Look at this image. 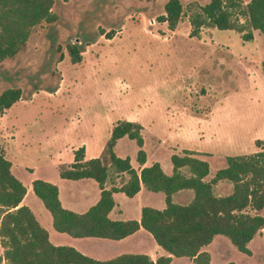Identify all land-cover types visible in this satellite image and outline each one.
Returning a JSON list of instances; mask_svg holds the SVG:
<instances>
[{"label": "rangeland", "instance_id": "374dc122", "mask_svg": "<svg viewBox=\"0 0 264 264\" xmlns=\"http://www.w3.org/2000/svg\"><path fill=\"white\" fill-rule=\"evenodd\" d=\"M207 1L180 0L181 12L171 28L159 19L165 0H52L55 19L35 24L23 48L0 62V92L8 87L20 89L19 98L0 112V148L17 164L14 173L27 186L24 204L49 228L52 239L54 234L61 240L68 237L52 228L50 214L33 193L31 181L42 178L54 183L64 198L77 193L69 179L59 177L58 165H67L73 149L81 145L88 155L99 156L116 119H138L149 111L155 116L159 112L155 108L165 106L218 110L227 114L226 121L235 130H254L264 138L260 65L264 34L252 30V37L244 40L236 30L209 25L191 34L188 15L195 5ZM149 17L155 23L149 24ZM109 29V34H99ZM69 44L77 46L79 60H71ZM191 57L200 62L194 70L189 67ZM180 64L184 71L173 80ZM143 136L141 148L147 160L161 155L166 169V163L170 164L166 150L159 152L148 134ZM225 138L230 143L231 136ZM255 138L251 135L250 142L244 139L242 148L231 151L248 153L253 146L255 150L264 146L262 139L257 146ZM137 148L134 139L122 137L114 150L118 156H129L135 165ZM218 163L212 160L210 170ZM113 194L124 207L122 215L134 214L139 203H153L145 195ZM259 214L264 216V206ZM219 236L223 239L208 246L210 264H264L263 233L250 242L248 254L225 235ZM106 240L114 245L110 253L137 249L127 242Z\"/></svg>", "mask_w": 264, "mask_h": 264}, {"label": "trees", "instance_id": "16d2710c", "mask_svg": "<svg viewBox=\"0 0 264 264\" xmlns=\"http://www.w3.org/2000/svg\"><path fill=\"white\" fill-rule=\"evenodd\" d=\"M52 0H0V62L23 48L30 29L41 21H53ZM164 14L159 16L169 27L176 24L180 0H165ZM241 16L242 20L237 16ZM191 34L201 26L233 29L242 39L252 37V30L264 34V0H208L195 5L188 15ZM101 30L99 34H109ZM72 61L79 60L75 44L67 45ZM264 77V60L261 61ZM20 96L19 87H8L0 92V112ZM121 136L134 139L138 145L136 160L141 164L145 152L142 126L134 120L116 119L109 128L100 156L84 159V147L72 151V161L59 165L60 177L93 178L99 187L97 200L82 212L61 206L54 183L34 178L31 187L51 215L52 226L72 236L120 238L140 225L149 231L167 255L154 260L146 253H120L106 259L86 255L71 245L53 244L47 230L38 223L30 208L20 203L25 192L23 183L10 171V161L0 148V264H167L171 256L191 257L195 264H209V254L202 249L215 234H223L242 252H248L247 241L258 230L264 229V217L257 211L264 205V146L249 153L225 155V165L217 168L209 179L208 163L194 150L182 149L171 153L172 171L166 174L158 162L143 165L136 171L129 157L113 151L115 140ZM258 146L259 138H255ZM126 172L125 181L105 187L110 174ZM219 179L231 182V190L216 195L212 185ZM143 185L164 194L161 209L143 206L140 219H111L107 213L114 204L113 191L131 196ZM189 188L192 197L186 203L174 202L171 194ZM250 208V213L246 208ZM225 264H233L228 261Z\"/></svg>", "mask_w": 264, "mask_h": 264}, {"label": "crops", "instance_id": "0c3cea01", "mask_svg": "<svg viewBox=\"0 0 264 264\" xmlns=\"http://www.w3.org/2000/svg\"><path fill=\"white\" fill-rule=\"evenodd\" d=\"M190 37H193V36L190 35ZM199 39H200L199 41H201L202 38H199ZM203 43H204L203 45H205L206 41L204 40ZM200 46L201 45H199V47ZM201 51H202V49L200 50V52ZM232 55H235V54L232 53ZM189 61L193 63V64L190 63L191 66H189L190 69H192V70H194L196 65H198L200 63L199 61H194L193 57H191V59H189ZM183 71H184V69L182 68V65L180 64V66L178 67V69L174 75L173 80H178V78L181 77L180 75L182 74ZM263 92H264V88H263ZM202 97H204V96H202ZM155 110L159 111L155 114V116H152L149 113L150 112L149 111L146 113V115H141L138 119L129 118V120H134V121H137L138 123L141 124V126H142V138H143L142 144L144 143V140H145L143 134H148L150 141H152L154 143L155 148L158 149L159 152L166 150V152H167L166 154L168 156L170 164L168 165L166 163L167 167L165 169L163 166V163H162L161 155H158L159 157L154 156L150 161H148L147 160V153L144 150L145 160L143 163L140 164L136 160L137 163L135 165H132V163L129 160L131 166L136 171H138L141 166L149 165L152 162L156 161L159 163L163 172H165L166 174H170L172 171L170 154L171 153H180V151L182 149H189V150H194L196 152H199L198 154H196V156H198L202 159H205L207 161L208 172L204 176V179H209L213 175V173L215 172V170L217 168L223 167L225 165V155L245 153V152H240V151H231V150H238V149L242 148L241 141H243L244 139H247L250 142V137L252 135V137H258L259 139H262L263 144H264V138L257 136L258 133H256L254 130H245L244 131L243 128H239V129L235 130L234 126H229L230 124H228L226 121L227 120V116H226L227 114L225 112H221L218 110L193 111V110H188L187 108L184 109L183 107L180 108L177 106L176 107L174 106L171 109H168L165 106L161 110H158V108H155ZM251 119L252 118H250V120ZM228 134L231 136L230 143H227L226 138H225ZM122 137H126V136H121L115 140V143L113 145V151L115 154H116V152L114 150L115 144H116L117 140L122 138ZM104 144H105V142H104ZM103 147H104V145L102 146V149H103ZM102 149H101L100 155L102 154ZM228 149H230V150L228 151ZM252 151H255L254 146L252 147L250 152H252ZM92 156H93V154L88 155L86 153L85 148H84V159L92 157ZM6 158H9V161H10V171L12 172V174L15 177H17L19 179V177L16 176V174L14 173V170H15V167L17 166V164L13 163V161L9 157V155H6ZM215 159H218L219 163L211 171L210 170V163L212 160H215ZM71 161L67 162V164L70 163ZM18 167L19 168H16V169H20V166H18ZM60 178L61 179H69L70 180L69 185L73 186L75 189L78 188L77 193L69 194L70 196L72 195L71 198H69V195L64 198V197H62V195H60L59 187L56 185L57 196H58V199H59L61 206L68 208L70 210L76 211V212H82L97 200V198L99 196V187H98L97 182L93 178H90V177H80V178H76V179L64 178V177H60ZM126 178H127L126 172L113 173V174L109 175V177L106 180V182L104 183V185H105V187H109L112 184L118 185L120 183V181H125ZM43 180H45V179H43ZM24 187H25V192H24V195L22 196V198L20 200V203H22V204H24V196H25V193L27 192V186L24 185ZM215 187H217L218 191H215ZM231 187H232L231 182H229L228 180H225V179H219L212 185L213 192L216 195H220L221 193H219V192H225L224 194L229 193L231 190ZM143 189H144V191L153 192V194H146V192H142ZM114 192H121V191H113L112 192V198H113L114 204L107 213L108 217L111 219H120V220L136 219L137 221H139L141 207L151 206L154 208L161 209L165 206L164 194L161 191L148 190L143 185H140V188L134 194H132L130 197L137 195L139 198H142V195H145L146 197H148L150 199V202H153V203H146V202L139 203L135 206V209H134L135 213L134 214L122 215L124 207L117 204V202L115 200L116 194H113ZM192 195L193 194H192L191 189L183 188V189H179V190L174 191L171 194V199L174 202L186 203L191 199ZM155 201L157 203H155ZM70 204H73V206H77V207H71ZM263 206L257 211L258 214H259V211L263 208ZM30 210L32 211V213H33L34 217L36 218V220L38 221V223L40 225H42L40 223L38 217L36 216L35 212L31 208H30ZM246 210L250 213H253V211H254V210L250 209L249 207L246 208ZM50 218H51V215H50ZM42 226L47 230L48 240L51 243L71 245L74 248H76L77 250H79L80 252H82L86 255H89L91 257L98 258V259L110 258V257H113V256L120 254V253H146L147 255H149V257L151 259L154 260L159 255H167L168 254L166 250H164L159 244L156 243V241L152 237L151 233L149 231H147L146 229H144L141 225L137 229H135L134 231L128 233L127 235H125L123 237L112 239V238L96 237V236H72L66 232L58 231V230L54 229L52 226V221H51V226L54 230L61 232V233H65V235H67L68 239L67 240L62 239L64 241H62L61 238L57 234H54L53 235L54 239H52L50 236L49 228L44 226V225H42ZM262 233L264 234L263 228L258 229L252 235V237L246 243V246H247L249 251L243 252V253H246V254L251 253L250 242L257 235L261 237ZM219 235H223V234H219V233L215 234L208 243H206L205 245L202 246V249L207 251V253L209 254V264H210V261L212 258V253H211L210 249L208 248V246L215 239H223ZM58 238H60V239H58ZM106 239H112L113 241H115L114 243L127 242L129 244V246H136L137 249H135L134 251H118L116 253H110L112 248H114V245L111 244V242H108ZM121 245H123V244H121ZM109 254H112V255H109ZM182 259H185V260H182ZM183 261H186V262H183ZM173 262L175 264L194 263V261L191 257L173 256L172 255L167 264H170ZM225 263H223V264H225ZM71 264H75V263H71Z\"/></svg>", "mask_w": 264, "mask_h": 264}, {"label": "built area", "instance_id": "2783aa9c", "mask_svg": "<svg viewBox=\"0 0 264 264\" xmlns=\"http://www.w3.org/2000/svg\"><path fill=\"white\" fill-rule=\"evenodd\" d=\"M147 21H148L149 24L155 23V19L153 17L147 18Z\"/></svg>", "mask_w": 264, "mask_h": 264}]
</instances>
